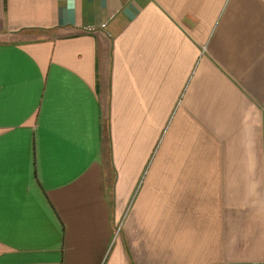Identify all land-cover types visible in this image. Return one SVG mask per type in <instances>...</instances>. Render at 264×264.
Masks as SVG:
<instances>
[{"label": "crops", "instance_id": "obj_1", "mask_svg": "<svg viewBox=\"0 0 264 264\" xmlns=\"http://www.w3.org/2000/svg\"><path fill=\"white\" fill-rule=\"evenodd\" d=\"M0 264H264V0H0Z\"/></svg>", "mask_w": 264, "mask_h": 264}]
</instances>
